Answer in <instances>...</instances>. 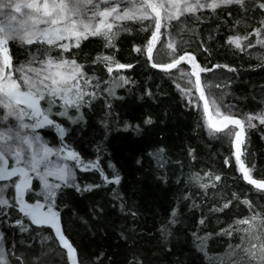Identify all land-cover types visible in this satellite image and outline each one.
<instances>
[{
  "label": "trees",
  "instance_id": "obj_1",
  "mask_svg": "<svg viewBox=\"0 0 264 264\" xmlns=\"http://www.w3.org/2000/svg\"><path fill=\"white\" fill-rule=\"evenodd\" d=\"M250 4L251 0H246V6ZM238 10L233 4L194 14L181 12L179 22L175 14L171 21L165 17L161 29L164 42L157 41L151 60L135 47L146 44L141 37L150 18L144 22L110 20L115 44L111 50L102 36H87L78 48L73 44L68 50L86 69L91 67V75L100 78L96 90L105 91L91 106L79 109L82 119L59 118L67 129L63 139L82 158L93 161L98 144L103 149L98 163L110 181L102 180L99 169L89 168L78 170L77 179L97 187L90 191L82 187L81 193L66 189L67 206L59 209L61 226L77 248L78 264H229L235 258L230 247L239 243L238 232L233 230L229 237L220 230L228 225L236 229V222L253 212L264 215V190L244 179L235 159L234 135L227 129L219 133L209 129L202 99L199 108L187 106L184 90L194 86L190 81L181 86L179 74L188 72L194 80L189 63L183 60L170 69L155 67L177 54L188 57L191 53L201 68L207 69L201 72V87L210 101L209 109L214 100L221 111L241 119L264 111V43H257L264 40V32L260 37L253 32L261 27L264 9L251 12L254 19L237 17ZM230 35L245 37L242 50L228 41ZM169 42L174 47L170 48ZM13 55L25 61L28 46L14 45ZM105 55L131 67L108 72L110 61H105ZM194 91L198 97V89ZM106 96L111 108L105 106ZM70 114L76 116L77 112L70 110ZM148 117L151 122L146 124ZM126 122L131 127L124 128ZM245 133L241 160L253 179L264 180V123L245 120ZM42 134L50 145L59 146L54 129ZM149 152L154 155L149 157ZM138 157L143 166L136 163ZM109 162L121 176L119 184L110 180L113 168ZM217 175L218 181L214 179ZM116 193L123 194L127 205L123 211ZM245 199L252 205H246ZM96 208L103 212L94 211ZM173 208L174 224L169 222ZM32 227L38 231L22 233L19 226L0 218L4 233L0 243L14 247L22 264H71L58 239L45 238L53 236L54 229Z\"/></svg>",
  "mask_w": 264,
  "mask_h": 264
},
{
  "label": "snow or ice",
  "instance_id": "obj_2",
  "mask_svg": "<svg viewBox=\"0 0 264 264\" xmlns=\"http://www.w3.org/2000/svg\"><path fill=\"white\" fill-rule=\"evenodd\" d=\"M233 4L239 8L237 17L254 19L251 12L264 9V0H251V4L247 6L246 0H0V218L19 226L22 233L29 229L33 233L38 231L33 225L50 226L48 230L54 229L53 236L45 238H57L66 249L71 264H77V248L61 226L59 209L67 206L66 189L71 187L81 193L82 187L83 190L90 191L98 186L79 181L78 170L99 169L102 180L105 183L110 181L98 163L99 152L103 150L98 144L95 146L97 155L93 161L88 157L82 158L81 153L63 139L67 129L59 118L71 121L82 119L83 114L79 109L85 104L91 106L93 99L105 91L96 90L100 78L91 75V67L86 69L84 63L78 62L68 50L73 44L78 48L87 36L104 37L111 50L115 48V44L114 33L111 31L114 25L110 20L114 18L117 21L144 22L150 18L147 31L141 37L146 44L135 47L137 52L146 54L151 60L157 41L162 44L164 42L161 40V29L165 17L171 21L175 14L179 22L181 12L194 14L200 9L215 10ZM260 15L261 27L253 29L257 37L264 32V13ZM235 23H239V19ZM227 39L242 50L241 41L245 37L230 35ZM257 43H264V40L258 39ZM21 44L27 45L29 51L23 62L13 55V46ZM168 46L174 47L170 42ZM248 46H252L251 42ZM187 56L188 63L192 65L191 73L195 76L192 80L194 88L184 90L187 106L199 108V101L204 97L201 72L207 69L201 68L191 53ZM104 59L106 62L110 61L108 72H112L113 68L131 67V64L117 62L111 55H105ZM184 59V55L177 54L170 62L156 63L155 67L176 68ZM224 67L229 66L225 64ZM94 80L96 84H93ZM121 80L127 82L125 77H121ZM86 86H90L92 90H88ZM194 89L199 90L198 97ZM108 91L111 92L110 89ZM209 103L208 99H203L204 119L218 133L227 129L228 133L234 134L235 159L244 179L264 190V180L253 179L241 160V146L246 135L245 120L251 122L257 119L264 123V111L256 116L247 114L241 119L237 115L221 111V105L216 104V115H213L209 111ZM105 106L111 108L107 96ZM231 107L235 108V105ZM70 110L76 111L77 115H71ZM144 122L150 123L151 117ZM229 125L235 127L229 128ZM123 127L131 125L126 122ZM136 128H139V124ZM45 129H54L59 134L58 147L50 146L42 134ZM158 151L162 152L163 149ZM148 155L151 157L154 153L149 152ZM136 163L143 166L140 157ZM109 167L113 168L111 182L119 184L120 174L110 162ZM214 179L218 181L220 176L217 175ZM201 186L207 187L204 184ZM116 196L120 198V209L125 210L127 205L123 194L116 193ZM244 203L252 205V201L248 199ZM94 211L103 212V209L96 208ZM13 212L15 219H12ZM175 212L176 209L173 208L170 213L169 222L172 224L176 222ZM130 214L135 216L136 212L132 211ZM25 221L28 227H25ZM236 223V229L228 225L227 229L220 230L226 231L229 237L233 230L238 232L239 243L230 247L231 255L235 258L229 264H264V215L253 212L250 217ZM3 237L4 233L0 231V239ZM0 264H22V261L16 256L14 247L0 245Z\"/></svg>",
  "mask_w": 264,
  "mask_h": 264
},
{
  "label": "rangeland",
  "instance_id": "obj_3",
  "mask_svg": "<svg viewBox=\"0 0 264 264\" xmlns=\"http://www.w3.org/2000/svg\"><path fill=\"white\" fill-rule=\"evenodd\" d=\"M201 2H204V0H201ZM121 11H123V9L121 10ZM114 19V18H113ZM115 20V19H114ZM117 21V20H116ZM184 60H186L187 62H188V57H185V59ZM190 65V67L192 68V65L191 64H189ZM180 78H181V80H180V84H181V86L183 85V83L185 84V85H188V83H189V81L190 82H192V80H193V78H192V76H191V74H188V72H181L180 71ZM193 75H194V73H193ZM194 78H195V76H194ZM198 92H199V90H198ZM203 99H205L204 97H203ZM203 99H202V102H203ZM211 106H212V108L211 109H209V111H211V112H213V115H216V113H215V107H216V105H214L213 103H211ZM210 106V107H211ZM208 124V123H207ZM208 127H209V129L210 130H212V131H215V130H213V129H211V127H210V125L208 124ZM229 128H234L235 126H233V125H229L228 126ZM229 134H231V135H234L233 133H229ZM233 142H234V148H235V137H234V140H233ZM50 144V143H49ZM50 146H52V145H50ZM53 147H57V146H53ZM61 159H63V157H61ZM0 245H2L1 243H0ZM71 261V260H70ZM78 264V263H77Z\"/></svg>",
  "mask_w": 264,
  "mask_h": 264
}]
</instances>
